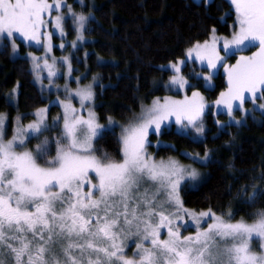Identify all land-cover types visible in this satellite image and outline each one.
Masks as SVG:
<instances>
[{"label": "snow or ice", "instance_id": "6c2138e0", "mask_svg": "<svg viewBox=\"0 0 264 264\" xmlns=\"http://www.w3.org/2000/svg\"><path fill=\"white\" fill-rule=\"evenodd\" d=\"M79 2L84 6L83 0ZM230 5L235 13L231 38L210 29L209 39L186 48L183 58L158 66L160 71L173 73L163 86L176 90L196 87L181 72L190 62L199 61L210 70L207 75L192 74L209 87L213 75L223 68L227 90L213 105L206 104L199 91H192L191 96L185 93L182 100L165 96L153 99L150 106L141 104L140 114L127 125H119V161L107 153L103 159L93 155V141L102 139L116 125L110 116L107 125L98 122L93 110L95 77L93 83L83 86L80 77L73 78L77 84L74 90L65 85V98L52 102L62 114L51 122L48 108L27 114L35 119L26 126L16 117L11 139H5L11 121L0 114V264H264V207L249 213L251 222L244 218L233 222V212L217 215L211 207L190 210L184 206L181 187L195 188L201 173L175 159L156 160L148 152L149 147L159 146L153 145L149 136H159L162 126L175 124L177 134L195 133L192 138L202 142L206 108L217 107L229 116L224 124L216 121L226 130L242 123L232 116L234 108L245 112L246 99L264 100V0H230ZM69 18L80 34L77 39L83 40L91 13L77 14L65 0H0V48L6 50L10 45L13 57L18 56L17 34L40 45L43 57L28 56L37 78L43 79L39 71L46 69L51 81L58 70L56 58L49 57L53 33L47 29L51 25L63 37ZM71 47H77L75 41ZM252 47L257 49L252 55H240L234 64L226 63ZM60 62L71 76L69 58L62 57ZM15 96L13 89L8 100ZM254 108L264 111V104H254ZM54 129L59 130L58 137L45 136ZM33 139L39 143L34 151L28 150ZM53 146L55 155L48 159ZM183 155L202 165L213 159L207 149L203 155ZM142 180L154 184L156 191L140 193ZM240 197L254 207L264 197V186L253 185L251 192L246 186ZM189 230H194L193 234L185 235Z\"/></svg>", "mask_w": 264, "mask_h": 264}, {"label": "trees", "instance_id": "16d2710c", "mask_svg": "<svg viewBox=\"0 0 264 264\" xmlns=\"http://www.w3.org/2000/svg\"><path fill=\"white\" fill-rule=\"evenodd\" d=\"M74 8L84 14H93L87 26L86 34L91 39L78 49L80 58L87 52L91 72L98 74L96 99L101 121L112 115L124 124L129 123L139 110L141 99L150 100L155 94H164L161 85L155 88L157 81L166 80L170 71H160L159 65L175 61L183 56L186 48L193 43L209 39V30L230 35L234 30L235 13L228 0H69ZM72 36H74V28ZM25 47L23 46V49ZM248 51V50H246ZM101 58L104 63H101ZM235 56L228 59L234 62ZM77 64L78 58L74 60ZM212 89L205 86L203 80H196L195 89L203 91L214 100L226 89L224 73L214 76ZM18 104L10 103L8 94L13 89ZM46 98L34 81L30 61L22 56L13 57L10 45L0 48V113L5 112L10 118L17 113L24 114V120L30 119L31 113L46 102ZM251 102H247V105ZM236 114L241 111L236 110ZM227 122L224 113L214 114L208 110L203 117L205 131L203 138L193 139L179 135L173 128L151 135V140L165 143L155 149L159 157H178L191 161L183 153L204 154L205 149L213 156L210 163L198 164L204 176L195 188H182V197L186 206L201 210L212 208L217 214L231 211L236 219H251L249 213L255 208L264 207V197L258 199L254 207H249L240 197V192L247 186H264V111H257L249 116L245 123L221 130L216 121ZM223 123V124H224ZM59 130L45 133L48 137H58ZM120 129L106 132L102 139L95 141L94 153L104 158L107 153L112 160L122 159L118 137ZM39 141L31 140L30 149L34 151ZM55 155V148L48 159ZM41 164L44 161L39 160Z\"/></svg>", "mask_w": 264, "mask_h": 264}, {"label": "rangeland", "instance_id": "374dc122", "mask_svg": "<svg viewBox=\"0 0 264 264\" xmlns=\"http://www.w3.org/2000/svg\"><path fill=\"white\" fill-rule=\"evenodd\" d=\"M77 1H79V0H77ZM196 1H202V0H196ZM228 1L230 2V0H228ZM49 2H51V0H49ZM65 2H66L67 5H70L72 7V10L74 12H76L77 14H81V12L77 11L74 8V5H73V3L71 1L65 0ZM62 11H64L65 14H67L66 13V9H63ZM82 14H84V13H82ZM53 15H55V13H53ZM85 15H88V14H85ZM91 17H93V14H91ZM69 24L72 25L70 18L65 22L64 32L66 33V35L63 36V37L51 25H49L48 29H47L48 31H52V33H53V35H52L53 48H52L51 53H49V57H55L56 58V60H57L56 68L58 70L57 71V76L53 77L51 79V81L47 77V70L46 69H42V70L39 71V75L41 77H43V79H38L37 78V72L33 70L32 61H31V59L28 56V54L30 53L32 56L43 57L45 55L43 47H41L40 45H37L35 42L26 41V40H24L23 38H21L17 34V37L15 39V43L17 44L18 50H19L18 51V56L25 57V58H27L30 61L31 70H32L33 76H34V81L36 82L37 86L41 90V92L44 95V97L47 99L46 102L43 105H41V106L37 107L36 109H34L33 111H31V113L35 112L39 108H48V118H49V122H51V120L53 118H55L57 116H60L62 114V109L60 107H58V106H55L52 102L55 101L57 98H59L61 100H63L65 98L64 95H63V91H64L65 85H68L71 89L74 90L77 87V84L74 82L73 78L80 77L81 78L80 79V85L83 86L85 84L93 83V78L95 77L96 78V82L93 84V90L95 92V100H94L93 110L97 113V116L99 117V121L98 122L100 124H102V125H107L108 124L107 119L105 121H101L100 116H99V112H98V109H97L98 101L96 99V91H97L98 84H100L99 75L91 72V66H90V64L88 63V60H87V57H88L89 53L83 52L84 56L82 58H80L79 55L77 54L78 53V49L83 47L87 42L91 41V39L87 36L86 31H85L82 34L83 35V40H78L77 37L80 34L75 29H74L75 30L74 36H72L71 35L72 34V32H71L72 29H70ZM216 34L218 36H220V37H229V38H231V34L230 35H224V34H218V33H216ZM72 41L76 42V44H77L76 48H72L71 47V42ZM60 44H64V48L59 47ZM23 46L25 47L24 49H23ZM246 50H248V51H246ZM246 50H244L242 52H238L236 59H238L240 55L250 56L257 49L255 47H252V48H249V49H246ZM221 55H224L223 51L221 52ZM62 57H68L69 60L71 61V65H72V69H73L71 76L68 75L67 67L64 66L60 62ZM75 58H78V62H79L78 64L74 61ZM180 58H183V56L180 57ZM236 59H235L234 62L228 61V59H227L226 63L229 64V65L234 64L236 62ZM99 61L101 63H104L105 60L99 58ZM51 62H52L51 59H49V63H51ZM41 63H42V61H41ZM209 71L210 70L203 68L200 65L199 61L190 62L187 65H185L184 67H182V69H181V72L184 75V77L186 79H188L189 82L192 83V84H195L196 80H198V79L193 77L192 74L194 72L195 73L203 72L205 75H207ZM219 72L224 73L225 76H226V73H225L224 69L223 68H219L218 71L213 75L210 87L208 85H206V83L204 81L206 87H208L210 89H212L214 87V85H215L214 76L216 74H218ZM172 74L173 73H171L170 76ZM169 77H168V79H169ZM168 79L157 81V83L155 85V88H158L161 85L163 86L165 83H167ZM226 80H227V76H226ZM227 87H228V85H227ZM227 87L223 91H226ZM17 89H16V96H17V93H18ZM57 89H59V91H57ZM164 89H165V93L164 94H155L150 100L142 98L141 99V104H143L145 107H147V106L151 105V102H152L153 99H155L157 97H161L162 98V97H165V96L171 97V98L176 99V100H182L184 98L185 93L188 96H191V92L192 91H199L201 93V95L204 96L205 103L208 104V105H213L214 102L219 98V95H218V97L216 99L211 100V99H209L207 97V95L203 91H201L200 89H195V88H193L191 90H188V89L176 90L174 88L173 89H166L164 87ZM9 102L14 104L15 106H17V104H18L16 98L14 100H12V101H9ZM247 102H248V100L246 99V101H245V103L243 105V108H244L245 112H241V114L238 115V114H236V109L234 108L233 113H232V116L236 120H241L242 123H245L248 120L249 116L255 115V113L257 111H262L259 108H254V104L255 105L264 104V100H260V99H257L254 102H251V104H249V105H247ZM73 103H74V105L76 107H79V103L77 101L74 100ZM141 104H140L139 110L137 111V113L135 115L140 114V112H141ZM208 110H212L214 114L224 113L223 111L219 110L217 107H209V108L205 109V114L207 113ZM245 113H247V115H245ZM0 114L7 115L5 112H2ZM205 114H204V116H205ZM18 116H20L22 118V122H23V124L25 126L28 123H31L35 119V117L32 116L30 119L24 120V114L23 113H17L12 118H10V116H8L11 122L6 126V134H5V139L6 140L7 139H11V137L13 135V129L16 126L15 125V118L18 117ZM109 116L113 119V121L116 122V125H114L113 128L118 127L120 129V132H121V128L119 127V125H127L128 124V123L124 124L122 121L116 119L112 115H108V117ZM228 120H229V116L227 115V121ZM220 123L223 124L224 122H220ZM171 128H173L175 131H177V127L175 126V124H173L171 126ZM204 128H205V126H204ZM165 129H169V128H165V127L162 126L161 133ZM150 136H149V139L151 140ZM95 141H93V148L95 146ZM151 142H152L153 145H158L159 144V146H154L155 149H157L158 147H160L162 145H165V143L163 141H161V140H156V141H152L151 140ZM27 149L28 150H32V149H30L29 144L27 145ZM18 150H22V149H18ZM148 152L156 160H165L166 161L169 158H171V159H175V160L179 161L183 165H191L192 167L196 168L201 173V176H200L199 180H201L203 178V176H204V172L198 166V164H200V163H198L196 161H193L192 159H191V161H184V160H182V159H180L178 157H173V156L159 157V156L156 155L155 150H152L151 147L148 148ZM93 155L97 156L94 152H93ZM98 158L102 159L101 157H98ZM38 163H40L39 160H38ZM89 176L92 179V182L95 183L96 181H95L94 175L90 173ZM182 188H183V185L181 187V191H182ZM146 189L148 190L149 195H151L153 192L156 191V186L154 184H152L151 182H147V181H143L142 180L141 181V187H140V193H143ZM85 190H87V189H85ZM181 197H182V193H181ZM182 199H183V197H182ZM184 206L186 208L190 209V210L194 209V208L186 206L185 203H184ZM195 210H197V209H195ZM201 210L207 211L208 209H201ZM217 215H220V214H217ZM238 220H240V219H237V220L235 219V220H233V222L238 221ZM248 221L251 222V219H249ZM181 231L183 232V229H181ZM193 232H194V230H189V232H186L184 234L185 235H189V234H193ZM162 238H163V233H162ZM126 243H130V241L126 242ZM253 246H254V248H256L257 241H255V240L253 241Z\"/></svg>", "mask_w": 264, "mask_h": 264}]
</instances>
